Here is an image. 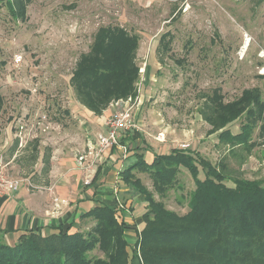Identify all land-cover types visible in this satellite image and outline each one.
<instances>
[{"label":"rangeland","instance_id":"1","mask_svg":"<svg viewBox=\"0 0 264 264\" xmlns=\"http://www.w3.org/2000/svg\"><path fill=\"white\" fill-rule=\"evenodd\" d=\"M114 24L140 37L136 62L144 71L137 83L138 101L131 108L139 129L130 133L140 139L141 149L148 148L146 161L153 158L150 154L185 144L183 148L214 165L223 160L231 186L236 177L264 181V135L259 128L253 131L256 145L250 152L240 146L232 152L219 141L218 132H209L200 114L205 96L215 88L231 101L256 86L264 99V0H32L25 19L0 5V132L8 129L16 137L18 124L30 129L46 114L60 130L37 131L40 150L44 153L51 143L57 151L66 146L61 131H81L74 114L84 108L69 83L73 66L89 49L98 27ZM19 55L21 61L16 60ZM242 121L236 118L227 127L237 132ZM159 133L162 142L155 138ZM34 140L19 146V155L25 154V144L30 152ZM75 143L72 152L81 148ZM111 158L117 159V167L135 159H123L120 151ZM6 172L24 176L11 168ZM137 175L142 183L150 182L147 188L166 208L186 211L194 187L186 168L164 194L154 190L146 173Z\"/></svg>","mask_w":264,"mask_h":264},{"label":"trees","instance_id":"2","mask_svg":"<svg viewBox=\"0 0 264 264\" xmlns=\"http://www.w3.org/2000/svg\"><path fill=\"white\" fill-rule=\"evenodd\" d=\"M31 1L0 0V5L15 18L25 19ZM92 38L89 49L76 60L69 83L80 105L101 115L118 99L137 96L140 37L114 24L100 25ZM211 92L200 111L210 125L209 132H218L219 141L230 151L240 146L250 152L256 145L253 131L258 127L264 135L260 89L247 87L231 101L224 100L219 88ZM3 104L0 94V112ZM239 117L243 120L239 131L232 133L227 125ZM34 142L27 155L33 160L38 151V140ZM128 152L126 158L135 159L119 170L117 180L131 183L147 201L133 244L127 241L125 231L135 226L125 219L122 208L97 203L81 214L93 222L89 229L71 230L69 225L48 234L28 230L12 243L0 238V264H133L137 244L141 264H264V181L229 178L231 186L226 183L228 165L223 160L214 165L197 151L181 146L155 153L149 161L135 149ZM43 156L42 171L46 172V151ZM181 168L188 170L194 187L188 194L186 211L178 214L155 199L137 173H146L154 190L164 194L175 186Z\"/></svg>","mask_w":264,"mask_h":264},{"label":"crops","instance_id":"3","mask_svg":"<svg viewBox=\"0 0 264 264\" xmlns=\"http://www.w3.org/2000/svg\"><path fill=\"white\" fill-rule=\"evenodd\" d=\"M140 76L142 75L140 74ZM77 109L79 114L75 113L74 116H79L77 124L81 131L75 133L61 131L62 135H66L62 136L61 139L68 144L61 147L60 151L55 150L52 143L45 147L49 162L46 172L37 168L38 165L43 166L44 157L39 143L37 145L39 150L37 153L35 152L36 158L33 160L27 156L33 150L32 148L29 152L27 147L29 142L25 144V154L19 155L21 148L18 144L14 147L17 137L13 134L15 137L13 138L12 132L8 129L4 133L0 132L2 135L0 154L3 153L6 160V170L11 168L13 171L24 175L23 177L11 175L23 179L20 183L21 187L19 185L17 191L0 197V238L4 241L12 243L22 232L34 229L43 234L56 231V228L65 229L69 225L71 230L88 229L93 222L88 218L81 217L84 211L97 203H107L117 207L118 202L122 200L128 208L127 211H123L125 219L135 226L126 229L125 236L130 243L135 242L137 229L147 208V201L143 195L134 189L132 190L133 187L117 180V173L124 164H119L117 167V159L112 160L111 157L113 152L119 151V149L112 147L104 150L101 158L95 160L90 170L85 168V165L91 161L90 156L85 159L82 165L77 161L79 154L87 153L97 144L96 135L106 131L105 121L115 111V107L110 104L101 115H95L85 108ZM51 130L59 132L60 127L57 129L53 126ZM51 130L47 133H50ZM131 135L130 132L121 131L120 137L129 146V151L135 149L147 158L148 148L141 149L140 139L131 138ZM75 142L81 148H76L72 152L71 148H74ZM149 157L151 158L153 155L150 154ZM88 178L91 181L89 184H85L84 181ZM27 181L31 186L28 185ZM143 184L146 187L150 186V182ZM137 200L140 202L137 203ZM137 259L135 257L133 261ZM138 262L141 264L140 261Z\"/></svg>","mask_w":264,"mask_h":264},{"label":"built area","instance_id":"4","mask_svg":"<svg viewBox=\"0 0 264 264\" xmlns=\"http://www.w3.org/2000/svg\"><path fill=\"white\" fill-rule=\"evenodd\" d=\"M22 57L19 55L17 57V61H21ZM142 69L140 68L139 74H141ZM138 95L136 97H129L127 99H118L117 101L113 102V106L115 107V111H113L110 116L106 119L105 125L107 126L106 131L103 133H98L96 135L97 144L92 148L89 149L87 153L79 154L77 157V161L79 164H83L87 157H91L90 163L85 165V168L91 169L95 160L101 158L104 153V150L108 148L115 147L119 149L120 154L123 159L126 158L129 146L122 142L120 139L121 131L122 132H129L133 129H139V125L136 124L134 119V113L131 110L133 105L137 103ZM17 143L19 146H22L24 143H27L28 139H34L35 137H39V133L37 131H41L40 133L44 134L47 130L53 128L48 121V117L46 114L40 116L38 120L32 124L30 129L25 128L22 123L17 125ZM163 133H159L157 137H155L158 141L162 142L164 140ZM181 147H186L185 144H181ZM119 172L117 173L118 176ZM23 181L20 177H12L8 175L6 172V160L3 154H0V197L7 196L15 191L18 190L20 183ZM90 179L84 181L85 184L90 183ZM28 182V181H27ZM28 185L31 184L28 182ZM117 208H122L123 211H127V206L125 203L120 200L117 204ZM134 255L136 258L139 259L141 262L142 255L140 254V247L137 244L134 249Z\"/></svg>","mask_w":264,"mask_h":264}]
</instances>
